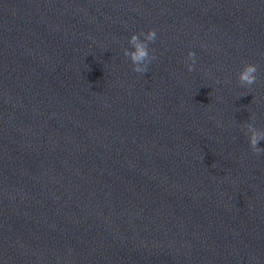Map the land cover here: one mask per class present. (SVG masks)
I'll list each match as a JSON object with an SVG mask.
<instances>
[{
    "label": "water",
    "instance_id": "obj_1",
    "mask_svg": "<svg viewBox=\"0 0 264 264\" xmlns=\"http://www.w3.org/2000/svg\"><path fill=\"white\" fill-rule=\"evenodd\" d=\"M247 123L264 0H0V264H264Z\"/></svg>",
    "mask_w": 264,
    "mask_h": 264
},
{
    "label": "clouds",
    "instance_id": "obj_2",
    "mask_svg": "<svg viewBox=\"0 0 264 264\" xmlns=\"http://www.w3.org/2000/svg\"><path fill=\"white\" fill-rule=\"evenodd\" d=\"M144 37L141 41L136 33L131 34L128 39V43L133 46L132 51L127 48L124 49V55L128 57L132 62L133 71L142 73L147 71V64L150 63L154 56L151 55L148 49V42H154L156 39V31L149 29L147 33H140ZM188 59L192 63L188 64V70H193V64L195 63V54L192 51L188 52ZM258 66L254 63H245L241 70L237 73V79L241 86H251L257 81ZM246 128L248 130L249 145L254 153L264 152V149L258 147V142L264 140V132H260L252 123H247Z\"/></svg>",
    "mask_w": 264,
    "mask_h": 264
}]
</instances>
